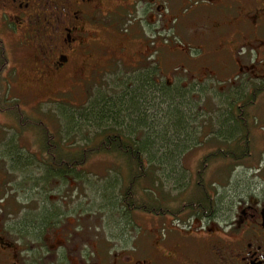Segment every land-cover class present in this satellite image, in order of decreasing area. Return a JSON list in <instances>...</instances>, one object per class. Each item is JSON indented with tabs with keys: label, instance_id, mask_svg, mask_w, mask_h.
<instances>
[{
	"label": "flooded vegetation",
	"instance_id": "flooded-vegetation-1",
	"mask_svg": "<svg viewBox=\"0 0 264 264\" xmlns=\"http://www.w3.org/2000/svg\"><path fill=\"white\" fill-rule=\"evenodd\" d=\"M129 17L132 19L125 24ZM178 23L180 28L190 24L198 27L194 31L198 39L193 40L198 46L201 40L214 46L218 43L215 52H206L202 46L200 52L187 57L177 53L195 63L192 78L221 77L227 81L224 73L233 59V47L243 51L239 70L243 72L244 98H236L237 106L229 109L240 125H246L245 137L234 142L231 136L229 142L235 147V155L245 159L231 161L229 201L202 217H180L175 226L167 222L164 226H146V233L138 234L134 241L119 239V231L121 238L129 235L127 225L119 226V221L107 224L104 236L90 234V211L76 215L67 192L58 198L53 190L39 185L48 174L43 169L46 156L12 154L4 134V119L11 111L3 109L6 105L0 102V264H264V149L260 154L253 152L248 123L251 106H247L264 94V0H0V64L12 63L20 93L16 97L42 103L64 90H49L45 98L38 91L48 90L62 76L83 72L87 64L84 56L103 42L95 28L118 34L123 41L132 39L148 47L149 52L160 39V46L173 53L166 47L171 41L161 37L172 29L177 31ZM6 45L10 59L5 56ZM98 47L107 69L116 61L121 64L122 59L113 58L119 56V43L110 46L108 52ZM148 54L144 51V58L140 54L128 64L145 65ZM97 68L89 64L84 76L87 70L96 72ZM28 71L30 81L22 83ZM218 118L223 122L216 123V135L219 127L228 123L227 113ZM217 140L226 144L222 138ZM241 147L245 149L239 154ZM204 158L201 162L208 161ZM203 171L207 169L199 167L196 176ZM22 174L25 179L38 177V184L24 186L25 180L15 178ZM59 205L61 208H56Z\"/></svg>",
	"mask_w": 264,
	"mask_h": 264
},
{
	"label": "trees",
	"instance_id": "trees-1",
	"mask_svg": "<svg viewBox=\"0 0 264 264\" xmlns=\"http://www.w3.org/2000/svg\"><path fill=\"white\" fill-rule=\"evenodd\" d=\"M172 32L176 39L174 45H177L178 33L174 30ZM156 48L157 51L153 48L149 52L150 59H147V64L135 67L136 69L123 72L121 64H113L110 68L116 66V71L112 83H106L103 91L99 90L89 102L86 100L78 105L67 104V108L60 106L57 109L40 111L44 117L31 119V123L44 132V145L40 153L46 156L43 169L47 170L48 174L44 175L43 179H53L59 192H67L70 199L73 187L76 192L79 185L84 188L99 185L102 199H109L107 206L118 217L107 224H116L119 218L122 220L130 217V213L135 211L158 216L202 217L210 210L216 211L223 201L224 194H220L219 186H215L213 190L216 191L212 193L203 182L206 171L201 172L189 191L190 176L185 174V168L180 164L183 155L192 149L194 142L198 143L201 137L194 127V118L198 116L191 117V107L189 106V109L187 106L176 105L173 98L179 96L191 102L196 101L195 106H201V90H205V87L200 89L198 84L204 81L195 80L197 84L192 83V88L189 86L182 92L175 89L172 82L162 80L165 68L159 58V48H163ZM154 53L157 55L154 56ZM188 67L195 69L191 63ZM207 90L209 93L215 91L212 86ZM228 91L223 100L229 99L231 106H237L234 101L236 98H244V87H231ZM149 99L154 102L150 107ZM163 105L166 106L162 107ZM10 106L14 108V114L26 124L28 118L18 109L19 102L13 100ZM151 107L156 112L154 116L149 114ZM3 109L6 110L5 107ZM194 110L198 112L197 107ZM199 114L200 110L197 115ZM227 114L228 123L219 127L217 135V130L215 132L211 127L208 128V131L215 132L212 139L222 138L224 140L221 141H226V146H220L217 151L206 156L205 160H211L206 161V167H202V170L207 169V172L213 160L216 162L245 159L244 155L241 158L235 155L232 141L238 142V139L245 137L242 134L246 125H240L231 111ZM240 114L243 116V111H240ZM47 121L54 124L53 132L49 130ZM238 133L241 135L236 138ZM229 138L232 139L231 142ZM244 149L241 147L239 154H242ZM23 152L20 149L15 154L21 155ZM94 155L111 158L112 167L109 174L113 175L112 181L97 178L86 169L88 161ZM27 164H31L30 161ZM27 180L37 184L39 179L28 176ZM98 181L104 182L101 184ZM167 182L177 186L178 193L165 192L163 189ZM76 183H79L77 187ZM66 188L69 190L66 191ZM125 224L129 222H123L121 225Z\"/></svg>",
	"mask_w": 264,
	"mask_h": 264
},
{
	"label": "rangeland",
	"instance_id": "rangeland-1",
	"mask_svg": "<svg viewBox=\"0 0 264 264\" xmlns=\"http://www.w3.org/2000/svg\"><path fill=\"white\" fill-rule=\"evenodd\" d=\"M111 17L109 16V19ZM132 18H128V20L124 21V23L129 24V21ZM181 22V21H180ZM179 22V23H180ZM176 26V32L179 36V41L183 47L180 45H174L175 43V38L173 37V34H167V36H163L161 38L167 37L168 41L172 40L174 41L173 44L170 42L169 44L166 43L164 47H169L170 49L173 50V53H169L168 50L161 49L159 47L160 44L163 45L162 41L160 39L157 40V45L159 48V58L163 63L164 70L166 73H162V80L172 82L173 85L175 86L174 88L183 91L184 89L192 88L191 85H188L187 82L189 80H179L177 79L181 74L179 69L176 70V67H180L181 60H183L182 55L184 54V57L189 56L188 53H192L194 51L200 52L203 48H205L204 44H199L198 46L196 43H194L192 40L198 39V32L197 31L198 27H195L193 25H189L188 28H180L181 25ZM124 26V25H122ZM174 26V25H173ZM126 28V27H125ZM95 32L100 35L101 39L103 42H101L99 45H95L92 48L95 47V50L89 53V51L85 55L86 59V65L83 67V72H81L79 75H75L74 77H69V76H62L60 78V81L57 83H54L49 87L48 90H40L38 91L39 94L42 96L41 98H45L47 95V92L50 91H55L57 89L64 90L63 93H59L56 95H53L45 100V102L42 103H35V101H30L29 98L23 99L22 97H17L20 100V107L21 110L23 111V114L29 116L32 120H37L41 119V116H45L42 114V111H49L51 109H57L60 106H65L67 108V104L71 105H78L81 103H84L86 100L89 102L92 98L93 95H96L98 91H103V89L106 87L105 84L109 82V85L112 83V80L114 79V73L116 71V66L110 68L107 70V61H102L104 59L103 53L100 50L98 46H101L102 50L107 51L110 50V46L115 47L119 43V56H114V59L118 60V57L122 59L120 62L122 64V71L127 72L133 69H136L132 65L128 64V62L133 61L135 56H140V54L144 58V51L146 54L149 53L150 49H147L148 47H145L143 45H138L135 44L132 41H123L121 38H119L118 34H107L105 33L104 30L101 28H95ZM170 36V37H169ZM192 39V40H191ZM171 44V45H170ZM126 46L125 49L122 48V46ZM219 45L222 46L221 42ZM150 46V44H149ZM5 56L7 58H11V51L8 45L5 46ZM181 48L183 50H181ZM153 50L157 51V48L155 47ZM116 51V50H114ZM181 51V52H180ZM180 53L179 55L177 53ZM156 56L157 53H154ZM155 58V57H154ZM125 60V61H124ZM145 60V59H143ZM165 63H164V62ZM103 62H105L103 64ZM146 62V61H145ZM116 65H118V61H116ZM114 63V64H115ZM89 64L91 66H97L98 68L95 71H86V75L84 76L85 72V67H87ZM140 67V66H137ZM208 69V68H207ZM110 71V72H109ZM168 71V72H167ZM170 71H172L171 74ZM208 71H212V69H208ZM207 71V73H208ZM92 72V73H91ZM91 73V74H90ZM169 73V74H167ZM30 73L23 76L22 83H27L30 81ZM223 79L221 77H217L212 79L213 82L216 83V85L213 87L215 89L214 93H205V96H202L204 98V102L202 106H195V102H191L188 99L181 98L179 96H175L173 98V101L176 103V105H180L182 107L189 106L191 107V117L193 116H198L194 118V127H197V132H200V130H203L206 128L205 124H210L211 127L214 129H217L215 125V121L217 119L216 115L221 114V113H229L230 112V101L229 99H224L222 100L223 97L226 96L225 93L223 94H218L219 91L221 90H229L230 89V82H220ZM184 82V86H181V83ZM16 84V75L14 72V69H12V63L9 60L8 62L3 63L2 65L0 64V98L5 101L8 100L10 97V102L12 99L16 96H18L20 93L17 91V88L15 87ZM213 86V85H211ZM31 88L30 86H28ZM198 88V87H197ZM109 91H111L108 88ZM49 91V92H50ZM44 96V97H43ZM16 98V99H17ZM264 94L263 96L257 98V101L254 105V108L252 109V112L249 117V128L252 134L253 138V152L256 153L255 151L260 154L262 148L264 149ZM150 102L148 103V107L151 106V103H154L152 99H149ZM195 100V99H194ZM56 102V103H54ZM201 105V104H200ZM166 105H163L162 107H165ZM36 107V108H35ZM41 107V109H40ZM198 108V112L194 110V108ZM35 108V109H34ZM64 108V107H62ZM200 108H202V116L197 115L199 113ZM190 109V108H189ZM41 111V112H40ZM151 113V114H150ZM154 108L151 107L149 114L150 116L155 115ZM42 117V118H43ZM7 116H5V138L7 139L8 143L12 145V147L16 144L19 146H22L25 150V154H29L34 157L35 154H41V150L43 149V131L39 127L35 126L32 123L27 124L26 126L29 127V130L27 129H21V126L19 124V120L17 119L16 116L10 115V119ZM151 120V118L149 119ZM156 122V121H155ZM47 125L49 126V130L51 132L54 131V124L50 121H47ZM219 125V123H218ZM23 127V126H22ZM80 141V139H78ZM205 142L200 144V142L195 143L190 151H188L181 159L180 164H182L185 167V174L189 176L190 174L194 177L196 170L200 166L201 162V157L203 156L206 157L211 152H214L216 148L222 146L225 147L226 144H219L216 143V141H213L210 136L204 140ZM18 146L13 147V152L17 153L18 151ZM110 157H104L103 155H94L92 159H90L86 165V169L89 172H92L95 177L97 178H105L106 181H112L113 180V175L109 174V170L112 167V162L110 160ZM257 161V160H256ZM226 165L224 166V164ZM231 161H224V160H218L215 162L213 160V163L210 164V167H208V172L203 178V182H205L206 186L210 189L212 193L216 191L213 190L215 186H219L218 190L221 191L220 194H225L223 196V201L220 202L225 204L227 201H229L228 195L230 192L228 189H230V178H233V173L227 172L228 170L233 169ZM232 172V171H231ZM128 172H124V174H127ZM231 174V175H230ZM95 179V178H94ZM43 180V185L46 188H49V190H53V194H55L58 198L63 196L65 191L59 192V190L56 188V184L54 183V180L50 179L49 180ZM172 181L173 179H169ZM198 180V178H189V188L188 190H191V187L194 186L195 182ZM237 180V179H236ZM93 181V180H92ZM101 184L104 181H98ZM53 183V185H51ZM31 182L25 186H30ZM100 184V185H101ZM79 183L75 184L77 187ZM216 187V188H217ZM84 189V191H83ZM57 190L59 193H57ZM69 189L66 188V191ZM165 192H170L172 191L173 194L178 193L179 188L177 186H173L170 182L166 183L165 188L163 189ZM71 194V202H74V208L76 211V215H78L80 212L85 213L87 211H90V221L88 219L87 222H91L92 228L90 229V234L92 233H97L101 236H104L105 233V228L107 226V223L113 222L116 220L117 214L115 212H112L110 208H108L107 204L109 203V199L105 200L102 199L101 194L99 192V185L94 188L86 187L84 188L83 185H79L78 190L76 192L74 191V187ZM67 195V194H66ZM187 196V195H186ZM102 199V200H101ZM89 214V213H87ZM85 214V215H87ZM85 215L81 216L82 218L85 217ZM183 217H186L184 215ZM85 219V218H84ZM174 219V220H173ZM176 219L178 218H171L170 216H163V217H152L151 215H148L146 213H141V212H131L130 217L128 216L127 218H123L120 220L119 218V225H121L123 222H129L131 224L130 226V237H122L119 239H129L130 241H134V239L139 238L138 234L140 233L142 235L146 233L147 228H153L155 226H164V224L171 223L168 225H173L175 226ZM137 224H140L139 226ZM97 229V230H96ZM109 232V229H107ZM106 234V233H105ZM125 241V240H124Z\"/></svg>",
	"mask_w": 264,
	"mask_h": 264
}]
</instances>
